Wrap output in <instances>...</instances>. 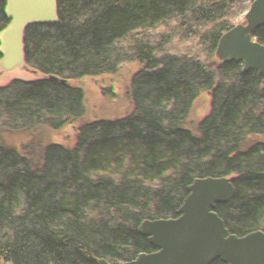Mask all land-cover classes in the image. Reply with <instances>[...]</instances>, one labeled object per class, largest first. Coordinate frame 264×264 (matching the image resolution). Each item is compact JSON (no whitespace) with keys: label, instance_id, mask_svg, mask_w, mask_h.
<instances>
[{"label":"trees","instance_id":"16d2710c","mask_svg":"<svg viewBox=\"0 0 264 264\" xmlns=\"http://www.w3.org/2000/svg\"><path fill=\"white\" fill-rule=\"evenodd\" d=\"M70 2L53 14L39 0L3 1L12 101L55 107L56 119L0 105V264H38L53 228L45 264H101L108 234L137 264H257L262 250L170 175L198 149L228 148L235 162L236 141L264 153V0H101L76 25ZM206 24L210 55L184 64L183 45ZM74 73L90 106L72 162L81 100L62 97ZM169 131L192 153L141 156ZM135 160L143 171L131 177Z\"/></svg>","mask_w":264,"mask_h":264},{"label":"rangeland","instance_id":"374dc122","mask_svg":"<svg viewBox=\"0 0 264 264\" xmlns=\"http://www.w3.org/2000/svg\"><path fill=\"white\" fill-rule=\"evenodd\" d=\"M3 1L0 0V18L4 19L3 13L5 8ZM44 8L50 9L53 14L60 9L62 3H68V0H39ZM72 4L71 8V22L76 25L81 22L86 16L95 12L101 0H70ZM209 24V23H208ZM208 24L199 27L195 32L196 36L201 33L206 35L210 33V27ZM183 36V35H181ZM182 38H186L183 36ZM197 39L187 40L188 42L183 45L185 47L184 54L186 58L183 59L184 64L193 60L191 53L197 52V55L209 56V49L213 40L210 38L204 39V36H199ZM210 40V41H209ZM121 45V40L118 42ZM7 38L4 27L0 22V105L5 103L12 105L25 115H31L41 117L46 122H54L56 119L55 107H51L46 110L36 109L31 104H25L18 101H12L11 93L9 91L8 82V54L6 51ZM204 48L201 51H196V48ZM187 59L189 61H187ZM187 61V62H186ZM201 61V60H200ZM114 59L103 67L102 72H107L113 65ZM76 67V63L74 68ZM78 94L81 100L79 122L76 128V143L73 149L72 162L77 152L79 138L84 132L87 114L90 106V100L86 94L82 93V84L77 74L74 73L73 83L71 87L64 93L62 100H65L71 94ZM180 136L181 131H177ZM216 137L215 133H212ZM174 131L163 133L153 139L143 141L141 144L142 153L141 156H145L149 149H162L165 152H171V156L175 154L176 159H180L184 153H192V148L184 143V137H182V146L184 150L179 149V142L175 137ZM212 141V139H209ZM234 140H230V143ZM229 144H224L228 146ZM234 153L237 155L236 162L229 159L232 155V151L228 148L220 152H210L209 155H204L199 149L195 157V161L192 166H187L180 171L179 166L176 167L170 178V185L181 188H192L199 191L208 205L215 208L223 221L229 226L233 235L242 242H248L250 244V250L259 252V259L257 264H264V245L260 243V239L263 233L264 225V153L260 151L259 145L244 146L242 142L236 141L230 144ZM218 150V148H214ZM136 161V160H135ZM134 162V161H133ZM73 167V163H72ZM71 167V168H72ZM131 174L133 177L135 173L143 171L138 161L132 163ZM71 179V176H70ZM69 179V180H70ZM68 180V185H69ZM152 190L154 188L152 187ZM67 200V192L64 196L63 203ZM153 201V200H152ZM127 211V212H126ZM131 213L128 209H125L122 214ZM121 214V215H122ZM134 214L125 216H133ZM57 225V220L54 227ZM55 228L52 229L50 236L46 244L44 245L38 264H45L47 256L49 255ZM119 238V241L116 242ZM119 236L108 234L104 237L102 249L104 250V259L101 264H137V260L134 254L129 253L130 249L128 244L122 241ZM116 242V243H115ZM113 256L112 259H108L109 256Z\"/></svg>","mask_w":264,"mask_h":264}]
</instances>
